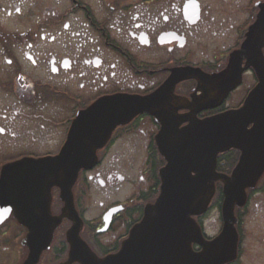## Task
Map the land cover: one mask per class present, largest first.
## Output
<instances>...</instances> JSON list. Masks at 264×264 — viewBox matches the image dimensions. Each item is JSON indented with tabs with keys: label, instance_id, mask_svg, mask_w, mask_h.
Segmentation results:
<instances>
[{
	"label": "flooded vegetation",
	"instance_id": "af4514ba",
	"mask_svg": "<svg viewBox=\"0 0 264 264\" xmlns=\"http://www.w3.org/2000/svg\"><path fill=\"white\" fill-rule=\"evenodd\" d=\"M260 4L264 0H0V142L7 140L0 143V172L23 157L58 156L77 115L102 99L146 98L170 83L175 98L190 102L198 82L187 72L206 78L226 72ZM240 69L235 88L220 106L197 114L198 120L243 106L258 79L245 60ZM178 75L183 79L177 82ZM188 113L181 110L178 115ZM160 129L147 114L117 128L98 152V165L83 171L73 188L75 209L83 220L80 238L99 259L120 251L145 207L159 196L158 172L165 166L155 143ZM106 157L108 172L104 179L97 173L95 183L107 196L116 195L126 182L133 192L126 200L100 203L98 217L89 222L83 213L92 182L89 173ZM240 158L237 149L220 154L217 172L230 176ZM124 162L137 164L132 181L122 170ZM223 202L218 181L209 208L217 210V227H206L209 211L195 218L207 242L222 231ZM63 207L59 190L52 189L51 216L59 217ZM14 213L0 226V264H24L29 256V230ZM234 215L236 250L224 264H264V172L245 190ZM71 226L62 220L36 264L67 263ZM193 250L200 247L193 245Z\"/></svg>",
	"mask_w": 264,
	"mask_h": 264
},
{
	"label": "water",
	"instance_id": "95a60500",
	"mask_svg": "<svg viewBox=\"0 0 264 264\" xmlns=\"http://www.w3.org/2000/svg\"><path fill=\"white\" fill-rule=\"evenodd\" d=\"M263 48L264 4H260L257 19L241 49L230 58L226 72L214 78L187 72L198 82L190 102L175 98L170 83L146 98L102 99L77 115L58 156L23 158L5 165L0 172V226L15 212L18 222L29 230L30 252L24 264L39 261L63 219L72 223L66 234L70 247L66 264H224L233 259L237 244L234 208L243 204L245 190L254 187L264 172ZM244 60L246 68L255 71L258 83L243 106L198 120L197 114L220 106L235 88ZM182 79L178 75L176 81ZM181 110L189 113L179 116ZM142 114L151 116L161 128L155 137L166 162L158 173L160 194L153 205L145 207L142 220L132 228L121 250L98 259L80 238L83 222L74 209L72 189L80 171L97 165V152L106 146L113 131ZM231 149L241 152L239 164L231 176L218 174L217 156ZM218 181L224 193L222 231L206 242L194 217L207 211ZM54 188L64 204L56 218L50 211ZM193 244L201 251L193 252Z\"/></svg>",
	"mask_w": 264,
	"mask_h": 264
},
{
	"label": "rangeland",
	"instance_id": "374dc122",
	"mask_svg": "<svg viewBox=\"0 0 264 264\" xmlns=\"http://www.w3.org/2000/svg\"><path fill=\"white\" fill-rule=\"evenodd\" d=\"M0 143L5 145L7 143V140L4 141L3 139H1ZM140 158L142 157L140 156L136 158V160L140 161ZM108 163H109V157H106L105 161L103 162L100 168L89 173V175H92V179H91L92 182H90V187L88 188L90 192L86 195L87 198L85 197L86 199L83 203V207L85 210L84 218L89 222L94 221L98 217L99 212L102 210V208L100 207V203L105 204L106 202H108V200L114 198L117 200H126L133 192V188L129 182L124 183L116 195L109 194L107 196V192H106L107 190L99 188V185L95 183L96 174L97 173L100 174V177L104 179L106 173L108 172L107 170ZM122 165H123L122 166L123 172L128 177V180L132 181L134 175L136 174L135 168L137 164L136 163L127 164L126 162H124L122 163ZM89 175H87L86 177L88 178ZM217 222H218L217 210L212 208L208 212V215L206 216V220L204 221V223L209 230H212L217 227L218 225Z\"/></svg>",
	"mask_w": 264,
	"mask_h": 264
}]
</instances>
